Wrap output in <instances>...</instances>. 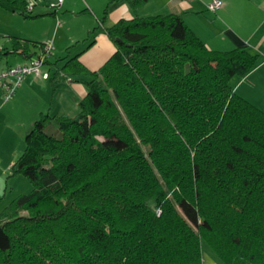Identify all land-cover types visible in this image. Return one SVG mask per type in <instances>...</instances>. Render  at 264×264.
Masks as SVG:
<instances>
[{"label":"trees","instance_id":"obj_1","mask_svg":"<svg viewBox=\"0 0 264 264\" xmlns=\"http://www.w3.org/2000/svg\"><path fill=\"white\" fill-rule=\"evenodd\" d=\"M27 2L0 6L34 17ZM104 31L115 52L98 70L60 58L89 78L79 113L26 132L12 169L33 189L0 214V264H203L202 241L221 264H264V110L232 84L258 55L210 49L177 13ZM45 44L14 37L0 60Z\"/></svg>","mask_w":264,"mask_h":264},{"label":"crops","instance_id":"obj_2","mask_svg":"<svg viewBox=\"0 0 264 264\" xmlns=\"http://www.w3.org/2000/svg\"><path fill=\"white\" fill-rule=\"evenodd\" d=\"M109 1L34 0L31 12L34 17H25L18 11H10L0 6V36H8L11 42L10 49L7 46L0 48L11 50L14 37L45 43L48 37L43 34L45 29H41L39 25L41 19L51 20L52 23L54 20L55 29L59 30L66 18L77 17L79 34L84 35L69 38L68 43L73 44L68 47L70 49L74 46L75 51L73 54L68 51L67 55L72 57L80 53L81 63L88 70L94 71L115 52L113 41L104 31L105 26L112 25L120 18L177 13L210 49L230 50L246 46L258 55L256 67L243 78H237L233 87L236 93L264 110V100L260 99L264 98V0H221L222 6L216 11L207 8L211 0H148L138 7L131 6V0H113L106 21L100 24V18ZM59 13H62L60 19H55ZM56 20H60L59 23ZM96 26L99 27L90 32ZM31 51L26 55L14 54L22 57V60L15 64L7 61V65L0 69L30 62L39 49L32 48ZM60 58L59 60H63ZM59 60L52 63L49 57V62L43 65L46 66L43 72H47L49 77L44 79L41 75L28 74L10 99L12 102L9 106L24 104V119L21 124L24 128L31 126L41 112H49L45 110L51 108L57 111L56 114L72 116L79 108L80 100L86 95V86L80 78H89L62 71L58 66ZM2 94L0 87V112L4 105ZM203 264L221 262L215 253H206L205 257L203 255Z\"/></svg>","mask_w":264,"mask_h":264},{"label":"rangeland","instance_id":"obj_3","mask_svg":"<svg viewBox=\"0 0 264 264\" xmlns=\"http://www.w3.org/2000/svg\"><path fill=\"white\" fill-rule=\"evenodd\" d=\"M61 14L62 13H59V15H57L55 19H60L59 16H61ZM56 21L59 23L60 20ZM40 22L41 23L39 25L41 29H45V32L43 34L45 35V37H48L45 43H51V45L53 46L52 52L49 56L52 63H55L56 60L60 57H64L69 54V52H67V47L73 44L72 42L68 43L70 37H73L75 35H84L79 34V30L76 26L78 22L77 17L66 18L65 21L62 22L61 28L59 30L55 29L54 20L53 23L48 19H41ZM18 26L22 25L18 24ZM5 46H7V49H10L11 42L8 36H0V47ZM69 51H72L73 54L75 51L74 46L70 47ZM21 60L22 57L16 56L14 54H9L8 58L0 60V67L6 66L7 61L9 64H15ZM63 64V60H59L58 66L60 69L62 68ZM54 65L55 64H52V66ZM45 67L46 66H43L41 68L42 71ZM236 80L237 77L233 78V85ZM260 99L264 100V98L262 97H260ZM11 102V100L4 102L3 109L0 112V214L8 205H10L13 199L18 197L19 195L28 194L33 189L32 183L25 175L19 173L14 174L12 169L13 163L25 148L26 132L31 129L33 124L24 128L23 125H21L22 120L24 119L23 115L25 107L22 106L24 104L18 103L14 106H9ZM53 105L55 106V102L53 103ZM45 111H49L53 115L57 113V111L52 108ZM78 113L79 108L71 115L76 116ZM202 251L204 257L206 253H214V251L206 241H202Z\"/></svg>","mask_w":264,"mask_h":264},{"label":"built area","instance_id":"obj_4","mask_svg":"<svg viewBox=\"0 0 264 264\" xmlns=\"http://www.w3.org/2000/svg\"><path fill=\"white\" fill-rule=\"evenodd\" d=\"M27 1L26 12L31 13L33 10L34 0ZM221 6V0H211L207 4V8L210 11H216ZM52 48L53 46L51 43H46L41 53H39L30 62L7 66L0 69V87L3 90V102L9 101L13 97L17 87L22 84L28 74L41 75L44 79L49 77V74L47 72H43L41 68L51 53Z\"/></svg>","mask_w":264,"mask_h":264}]
</instances>
